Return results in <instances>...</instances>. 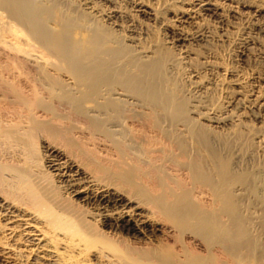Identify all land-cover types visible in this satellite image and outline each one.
<instances>
[{
    "label": "bare ground",
    "instance_id": "1",
    "mask_svg": "<svg viewBox=\"0 0 264 264\" xmlns=\"http://www.w3.org/2000/svg\"><path fill=\"white\" fill-rule=\"evenodd\" d=\"M72 1L0 0V260L262 264L239 207L257 177L234 171L213 136L227 111H191L177 64L142 48L115 0ZM181 3L168 8L177 18L213 4ZM131 8L159 22L144 2ZM166 30L180 55L191 34ZM251 95L264 107V92Z\"/></svg>",
    "mask_w": 264,
    "mask_h": 264
},
{
    "label": "rangeland",
    "instance_id": "2",
    "mask_svg": "<svg viewBox=\"0 0 264 264\" xmlns=\"http://www.w3.org/2000/svg\"><path fill=\"white\" fill-rule=\"evenodd\" d=\"M55 1L64 10L76 8L72 0ZM140 1L160 12L159 22L147 14L136 16L131 8L134 0H115L114 4L135 15L129 16V20L136 21L142 48H157L177 64L169 75L179 82L180 96L188 99L189 109L195 110L193 105L201 103L207 110L227 111L229 122L213 130L216 148L229 153L234 171L257 177L258 190L248 192L239 207L249 219L252 237L261 234L264 243V205L259 201L264 197V107L257 106L256 97L251 95L252 91L264 92V0H210L214 5L196 8L192 16L182 18L175 16L178 11H168L173 4L179 9L189 8L182 5V0ZM161 21H173L172 29L166 30ZM165 30L171 37L179 30L191 34L187 41L177 43L180 55L178 47L167 48L170 45L164 40ZM198 32L203 36L192 39V34ZM237 79H242L239 86L233 85ZM194 114L190 112L189 117H195ZM0 264L5 263L0 260Z\"/></svg>",
    "mask_w": 264,
    "mask_h": 264
}]
</instances>
